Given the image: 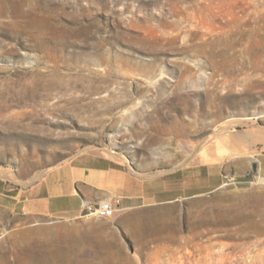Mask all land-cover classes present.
I'll list each match as a JSON object with an SVG mask.
<instances>
[{
  "label": "rangeland",
  "instance_id": "rangeland-1",
  "mask_svg": "<svg viewBox=\"0 0 264 264\" xmlns=\"http://www.w3.org/2000/svg\"><path fill=\"white\" fill-rule=\"evenodd\" d=\"M254 139L249 176L170 207H3L85 154L146 176ZM0 264H264V0H0Z\"/></svg>",
  "mask_w": 264,
  "mask_h": 264
},
{
  "label": "crops",
  "instance_id": "crops-1",
  "mask_svg": "<svg viewBox=\"0 0 264 264\" xmlns=\"http://www.w3.org/2000/svg\"><path fill=\"white\" fill-rule=\"evenodd\" d=\"M256 139L220 140L184 171L140 176L116 158L85 154L60 166L35 185L3 194V207L27 218L76 219L87 204L119 199L118 216L198 199L249 176ZM175 183V185H173Z\"/></svg>",
  "mask_w": 264,
  "mask_h": 264
},
{
  "label": "built area",
  "instance_id": "built-area-1",
  "mask_svg": "<svg viewBox=\"0 0 264 264\" xmlns=\"http://www.w3.org/2000/svg\"><path fill=\"white\" fill-rule=\"evenodd\" d=\"M235 179H229L226 186L234 182ZM121 209V201L119 199L108 200L98 205L87 204L83 209L81 218H97L107 219L114 217Z\"/></svg>",
  "mask_w": 264,
  "mask_h": 264
},
{
  "label": "water",
  "instance_id": "water-1",
  "mask_svg": "<svg viewBox=\"0 0 264 264\" xmlns=\"http://www.w3.org/2000/svg\"><path fill=\"white\" fill-rule=\"evenodd\" d=\"M252 170H253L254 174H257L258 173V164L254 163L252 166Z\"/></svg>",
  "mask_w": 264,
  "mask_h": 264
}]
</instances>
